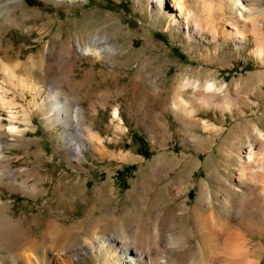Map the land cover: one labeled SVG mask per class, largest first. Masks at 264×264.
I'll use <instances>...</instances> for the list:
<instances>
[{"label":"rangeland","instance_id":"obj_1","mask_svg":"<svg viewBox=\"0 0 264 264\" xmlns=\"http://www.w3.org/2000/svg\"><path fill=\"white\" fill-rule=\"evenodd\" d=\"M151 1L0 0V8L7 10L5 25L0 17L2 48L20 53L21 63L34 55L39 66L37 93L14 90L0 70L8 99H18L16 126L22 131L19 141L10 139L4 154L12 170L21 173L19 182L27 181L37 191L32 195L0 185L9 214L24 228L17 250H34L56 220L84 238L97 233L101 239L129 231L137 217L146 225L159 210L167 223L177 222L175 234H183L201 263L264 264L260 229L240 230L232 224L233 240L238 245L241 238L243 251V260L233 262L222 259V250L210 240L212 227H206L209 216L217 217L220 202L238 207L263 196L264 55L256 37L264 34V0H246L241 46L224 33L231 30L221 20L225 0H207L204 11L201 0L182 3L185 10L203 13L198 12L201 23L216 27V39L206 31L189 38L185 26L173 22L178 15L174 2L180 0H165L156 17ZM96 37L118 48L111 64L94 52L81 55L88 49L81 44ZM69 48L74 51L73 73L54 71L58 63L68 67L70 61L62 55ZM45 72L52 74L48 82ZM187 78L215 82L224 88L222 97L210 105L194 98L187 104L191 113L182 114L173 99ZM154 80L159 88L151 87ZM54 93L80 110L74 142L64 140L63 125L55 117L49 122L42 110ZM11 121L9 110L0 106L5 131ZM250 145L253 154L247 161ZM178 185L183 193L173 199ZM202 191L212 197L208 212L199 199ZM100 253L84 250L75 264H103ZM13 261L11 256L4 263Z\"/></svg>","mask_w":264,"mask_h":264},{"label":"bare ground","instance_id":"obj_2","mask_svg":"<svg viewBox=\"0 0 264 264\" xmlns=\"http://www.w3.org/2000/svg\"><path fill=\"white\" fill-rule=\"evenodd\" d=\"M164 1L165 0L151 1L154 7V17L160 12L164 5ZM245 2L246 0H230V2L229 0H225L226 4L224 3L225 5L223 6L224 9L221 17L223 22L225 21L226 24L229 23L231 26V30H227L224 33L227 37L230 36L235 38L238 46H241L245 40V36L240 29L242 28L240 24L244 22L246 12L248 11ZM182 3L183 0L174 2L173 7H176L178 15H175L172 20L179 26H185L186 35L189 38H194L196 36L200 37L201 33L204 31L211 33L212 36L217 35L215 30L216 27L211 26V28H205L201 23L203 17L201 16L203 15L201 11H204V9L207 8V0H201V11H198L201 15L198 12L196 13L192 8L187 7L188 9L185 10ZM6 12V9L0 8V17L4 18L5 16L3 17V14ZM29 15L31 14H28V18ZM211 17L209 18L211 19ZM6 20V18L3 19L2 25H5ZM226 24L224 25L226 26ZM256 43L260 54L264 55V34L262 32L258 33ZM113 44L114 43L107 40V38H93V41L89 42V44H81L82 47L88 48L83 51L81 50V55L84 56L94 52L96 58L105 60L106 64H111L113 59L112 52H115L118 49ZM12 53L13 55L10 54L9 49L4 50L0 43V70L6 78L4 79L5 83L10 85L16 91L25 89L28 92L37 93L36 86L38 83L35 79V76L37 75L35 68H39L38 60L34 55H30L25 63H21L22 55L20 53H14V51H12ZM73 55V48L67 49L66 53L62 56L70 61L67 67L68 69L66 67L63 68L64 66H60L58 63L53 70L55 71L57 69V71L60 70L73 73L72 66L74 63L71 61L74 58ZM54 58L55 57L50 56L48 61H53L52 59ZM51 72H45V82L50 80L49 77L52 75L50 74ZM151 87H153V89L159 88L156 80L152 82ZM223 90V87H216L215 82L203 83L189 78L183 79L177 87L176 92L179 93V95H176L177 97L173 99V105L180 108L183 112L182 114L185 113L189 115L191 111L187 109V104L190 101H194V98L195 100L197 99L195 102H199L202 105H210L215 101L217 96L222 95L220 93H223ZM189 93L193 96L188 95ZM61 98L62 97L58 94L54 93L50 97V101H52V103L54 102L53 106H50L52 103H50V105L44 104V109L42 110L48 117L49 122L55 117V119L63 125L65 132L63 138L71 143L74 142L75 130L80 128V110H72L67 105L66 100L64 101L65 98H62L63 100ZM223 102L226 105L229 103L226 99H223ZM33 103L36 104L35 102ZM0 106L4 110H9L12 118V121L9 124V131H5V125L0 122V185H5L13 190H24L28 194L36 195V189L34 187L31 188L27 181L23 180V182L21 181L22 183L19 182V178L22 177L21 173L18 174L12 170L11 164L6 160L7 158L4 154L7 147L11 145L10 139H14L15 142L19 141L22 136V131L16 126V122L19 121L18 99L12 98L9 100L8 92L4 89V85L2 86V84H0ZM35 106H37V104ZM117 114L118 110L115 109L114 115L117 116ZM77 148L79 149V147ZM252 154L253 146L249 148L247 161H250L249 159L252 158ZM129 158L130 157H125L126 160H129ZM155 173L158 174L156 171ZM182 191V187L178 185L177 193L174 195L173 199L181 197L180 195L183 193ZM199 199L205 211L208 212V209L211 206L209 203L212 201L210 199H212V197L210 198L208 194L202 191ZM224 199H227V197ZM230 202L229 200H226L219 203L220 209H218V214L215 218L217 221L213 216H209L206 227H212L211 232H209L210 240L212 239V241L215 242L218 251L222 250L219 254L222 259L234 262L242 259L240 257H242L243 251L240 246L241 238L237 239V245L233 240L230 227L233 224L234 226H232V228L237 227L240 230L246 228L247 231L260 229L264 233V191L260 201L257 199L251 202L243 200L238 207H233ZM183 206L185 208L187 207V204L184 201ZM10 209L11 208L8 204L4 203L0 197V264H5L4 261L6 262L8 259L11 260V256L15 259L12 264H17L16 259L21 260L24 264H75L77 258L84 252V250L91 252L93 255H96V250H99V252H101L100 260L103 264H205L204 262L201 263L196 257L197 254L195 255L193 247L186 241V238L182 237L183 234L181 236L175 234L177 231V222L167 223L166 216L159 210L155 212V216L153 215V217H151L150 223L145 225L142 219L137 217L136 226L129 231L122 230V232H118L115 236L101 239L96 236L97 233H89V235L87 233V236L84 238L79 234V230L75 229L70 231L67 227L61 226L62 224L59 223L60 221L56 222V220L46 228L41 236L40 242L34 250L29 248L26 250H17L22 239L25 237L24 228L22 222L15 221L9 214ZM222 212L225 213L224 217L220 215ZM207 237L209 238L208 234ZM19 251L22 252V254H15ZM176 253H179L180 255L177 258H174L173 256Z\"/></svg>","mask_w":264,"mask_h":264}]
</instances>
